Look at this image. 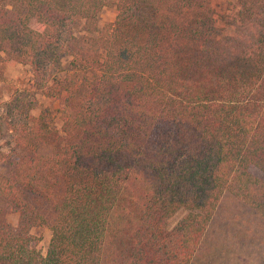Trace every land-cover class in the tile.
I'll list each match as a JSON object with an SVG mask.
<instances>
[{"label": "trees", "instance_id": "1", "mask_svg": "<svg viewBox=\"0 0 264 264\" xmlns=\"http://www.w3.org/2000/svg\"><path fill=\"white\" fill-rule=\"evenodd\" d=\"M17 65L62 129L6 104L0 264H192L226 193L264 219V0H0V83Z\"/></svg>", "mask_w": 264, "mask_h": 264}, {"label": "rangeland", "instance_id": "2", "mask_svg": "<svg viewBox=\"0 0 264 264\" xmlns=\"http://www.w3.org/2000/svg\"><path fill=\"white\" fill-rule=\"evenodd\" d=\"M235 2V0H230ZM114 5H108L99 15V26L106 25L116 20ZM71 58L62 57L59 61L58 76L70 75ZM6 83H0V145L5 146L8 140L5 129L6 104L11 96L21 100H34L38 115L41 110L49 109L54 128L61 130V115L58 113L63 101L48 98L44 95L45 89L40 85L37 89L30 67L25 65L8 66L6 68ZM23 103V101H22ZM1 207L6 210L7 221L12 226H17L19 214L12 212L5 204ZM44 214L49 222L52 213L46 204ZM185 212L178 213L171 220L174 227L183 217ZM33 234L41 237L43 254H46L51 237V230L46 228L35 229ZM192 264H264V219L247 204L236 198L231 193H226L218 206L213 220L205 234Z\"/></svg>", "mask_w": 264, "mask_h": 264}]
</instances>
